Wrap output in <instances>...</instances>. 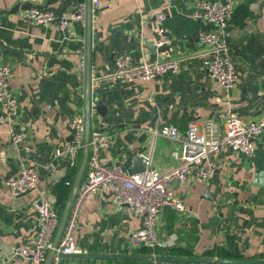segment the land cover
Returning <instances> with one entry per match:
<instances>
[{
	"label": "crops",
	"instance_id": "1",
	"mask_svg": "<svg viewBox=\"0 0 264 264\" xmlns=\"http://www.w3.org/2000/svg\"><path fill=\"white\" fill-rule=\"evenodd\" d=\"M195 1L102 0V8L91 12V78L111 71L115 58L125 53L135 61H180L178 74L167 73L149 83H113L96 91L90 87L91 103L97 92L104 106L99 112L91 107L90 130L112 136L111 146L100 154L103 163L123 164L126 173L134 174L132 160L141 163L151 145L149 129L168 124L183 135L190 124L211 121L223 134L226 110L236 112L245 123L264 118V2L205 0L231 4L233 10L226 31L237 81L224 91L201 68L197 35L212 26L191 17ZM80 3L86 5L87 0H0V65L10 69L8 90L18 102L26 142L34 149L32 155L24 153L12 144L8 126H0V264H25L12 248L36 231L32 199L48 200L61 218L84 160L81 151L75 167L61 161L56 172L47 169L54 150L71 140L66 118L85 117L86 67L82 69L81 58L86 61V23L72 22L60 31L55 24L40 26L27 19L34 7L47 8L59 19L69 18ZM155 13L165 14L167 52L151 51L157 40ZM177 147L163 137L155 140L152 164L158 173L168 174L178 166L171 157ZM216 161L217 169L206 183L171 185L187 212L162 210L155 231L165 247L155 254L192 261L161 263H264V133L254 140L250 157L236 160L224 150ZM26 163L38 173L37 187L11 197L4 180ZM140 224L124 208L111 205L108 196H90L75 231V242L86 253L68 256L63 264H155L150 250L135 249L129 241Z\"/></svg>",
	"mask_w": 264,
	"mask_h": 264
},
{
	"label": "built area",
	"instance_id": "2",
	"mask_svg": "<svg viewBox=\"0 0 264 264\" xmlns=\"http://www.w3.org/2000/svg\"><path fill=\"white\" fill-rule=\"evenodd\" d=\"M264 2V0H262ZM102 8V0H91V12ZM232 6L220 1L208 2L196 0L191 17L210 26L209 32H200L197 38L201 44L199 56L201 68L209 78L221 89L228 91L234 87L237 75L234 62L228 54L226 31L227 23L232 17ZM27 19L40 26L55 24L64 31L72 22L86 23V5L80 3L69 18H57L47 8H31ZM156 24V48L170 45L162 27L164 13L153 15ZM179 59L135 61L130 54H120L114 60V67L100 77L91 78L94 91L103 85L134 82L149 83L167 74L180 72ZM84 56L81 67L84 69ZM11 72L8 66L0 65V126L7 125L12 144L18 146L28 155L34 153L32 146L26 142L27 132L19 123V106L16 98L9 92L8 84ZM94 107V103H91ZM117 115V114H116ZM71 132L69 143L54 150L48 172L54 173L61 161L70 168L75 167L76 158L87 147L88 157L84 177L77 189L69 215L56 246L54 238L59 226L60 216L46 199L34 197L31 206L36 212L37 228L35 233L19 242L12 248V254L25 264H45L50 251H54L51 264H63L66 257L85 254L75 242V231L79 214L92 195H106L111 205L124 208L130 217L142 219L138 228L129 235V241L135 249L144 248L152 252L163 249L165 245L156 236V224L159 214L164 208H170L179 214H185L187 208L183 199L171 188V182L206 183L217 169L216 157L224 150L231 152L236 160L250 157L254 152V140L264 133V118L256 122L245 123L239 115L226 110L223 114L224 132L219 134L216 125L205 122L203 126L190 124L182 135L173 125H165L158 129H149L151 145L148 152L141 156L144 171L126 173L120 164L107 165L101 161V152L111 146L112 136L100 130H90L88 142L85 140L84 114L66 118ZM163 137L178 144L171 152L172 159L178 166L168 174H160L152 164L155 140ZM39 180L37 171L29 163L16 175L4 180V185L11 197L33 192ZM155 264H164L154 261Z\"/></svg>",
	"mask_w": 264,
	"mask_h": 264
},
{
	"label": "water",
	"instance_id": "3",
	"mask_svg": "<svg viewBox=\"0 0 264 264\" xmlns=\"http://www.w3.org/2000/svg\"><path fill=\"white\" fill-rule=\"evenodd\" d=\"M90 22H91V0H87V4H86V61H85V70H86V86H85V140L86 142H88V137H89V133H90V110H91V63H90V45H91V39H90ZM170 49V45L167 46H163L161 48H156V46L152 47V52L154 53H162V52H167ZM108 73V72H107ZM94 96L96 98V100L93 101L94 103V107L96 109V112H99L100 108L104 107L102 106V102L99 99V94L96 92L94 93ZM87 157H88V149L87 147L84 149V160L79 168L78 171V175L76 178V181L74 183V187L72 190V194L71 197L69 199V202L64 210V213L62 215V217L60 218V222H59V226L54 238V246L57 245L58 240L61 237V234L64 230L68 215H69V209L71 206V202L74 199V195L75 192L79 186L80 180L83 177L85 168H86V163H87ZM132 165H133V169H132V173H141L144 171V167L142 166V164L139 162L138 159H133L132 160ZM121 168L123 170H125L124 165L121 164ZM174 183H178V181L173 180L171 182V185ZM140 222L142 223V219H140ZM54 256V251H50L48 254V257L46 259L45 264H51L52 262V258ZM97 257H101V256H97ZM120 259L123 260H134V259H140L137 257H132V256H120L118 257ZM152 260H156L158 262H164V263H170V262H190L192 260L190 259H182V258H151ZM225 264H264L263 262H253V261H231V262H224Z\"/></svg>",
	"mask_w": 264,
	"mask_h": 264
}]
</instances>
